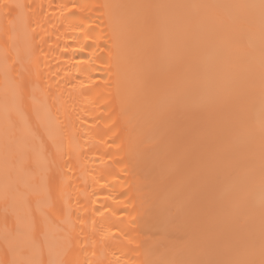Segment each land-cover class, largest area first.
Listing matches in <instances>:
<instances>
[{"label": "bare ground", "instance_id": "bare-ground-1", "mask_svg": "<svg viewBox=\"0 0 264 264\" xmlns=\"http://www.w3.org/2000/svg\"><path fill=\"white\" fill-rule=\"evenodd\" d=\"M259 3L0 0V264L258 255Z\"/></svg>", "mask_w": 264, "mask_h": 264}, {"label": "snow or ice", "instance_id": "snow-or-ice-1", "mask_svg": "<svg viewBox=\"0 0 264 264\" xmlns=\"http://www.w3.org/2000/svg\"><path fill=\"white\" fill-rule=\"evenodd\" d=\"M4 8L10 7L8 4L3 5ZM73 7H76L75 5ZM103 7H110L108 5H105ZM116 7H122V6H116ZM145 7H153L152 5H146ZM155 7H174V6H168V5H157ZM249 7L256 8L258 7L262 18H264V0H260L259 5H249ZM99 10V9H98ZM94 31V30H93ZM118 39V37H117ZM104 48L107 49V56H112V50L109 48L107 44L104 45ZM101 59H105V67L109 70L111 69V64L108 62L107 58L101 57ZM261 129L264 131V100H262L261 105ZM262 187H264V171H262ZM262 203H264V200H262ZM252 239V237H250ZM15 264V262H14ZM191 264H264V233L261 235L260 240V247H259V253L257 255V252L254 247L248 246L245 247L242 250V258L237 259H230L227 261H192Z\"/></svg>", "mask_w": 264, "mask_h": 264}]
</instances>
